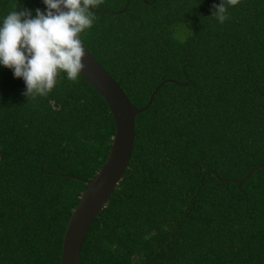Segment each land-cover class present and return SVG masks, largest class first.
<instances>
[{
  "label": "trees",
  "instance_id": "trees-1",
  "mask_svg": "<svg viewBox=\"0 0 264 264\" xmlns=\"http://www.w3.org/2000/svg\"><path fill=\"white\" fill-rule=\"evenodd\" d=\"M131 0L84 45L145 109L129 169L80 264H264V0ZM127 0L96 9L117 13ZM42 0H0V19ZM0 67V264H62L74 210L117 134L103 97L65 74L46 96Z\"/></svg>",
  "mask_w": 264,
  "mask_h": 264
},
{
  "label": "clouds",
  "instance_id": "clouds-1",
  "mask_svg": "<svg viewBox=\"0 0 264 264\" xmlns=\"http://www.w3.org/2000/svg\"><path fill=\"white\" fill-rule=\"evenodd\" d=\"M43 10L15 8L0 19V67L25 84L24 95L46 97L65 74L76 81L84 71L81 35L95 22L94 9L103 0H42ZM237 0H221L211 17L224 24L228 7Z\"/></svg>",
  "mask_w": 264,
  "mask_h": 264
},
{
  "label": "water",
  "instance_id": "water-1",
  "mask_svg": "<svg viewBox=\"0 0 264 264\" xmlns=\"http://www.w3.org/2000/svg\"><path fill=\"white\" fill-rule=\"evenodd\" d=\"M130 2L131 0H127L126 8L121 12L110 13L98 10L94 12L109 15L122 14L128 9ZM84 49L85 68L80 75L108 104L115 120L117 134L113 139V147L107 162L92 181L86 182L88 188L72 214L64 238L62 264H80L82 248L88 234L129 169L136 140V118L153 104L160 88L164 85L163 83L156 89L145 109H139L132 104L121 85L114 80L85 45ZM258 169L264 170V165L256 167L240 183L249 180Z\"/></svg>",
  "mask_w": 264,
  "mask_h": 264
}]
</instances>
